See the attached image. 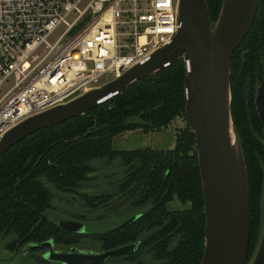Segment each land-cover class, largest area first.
I'll list each match as a JSON object with an SVG mask.
<instances>
[{"label":"trees","instance_id":"obj_1","mask_svg":"<svg viewBox=\"0 0 264 264\" xmlns=\"http://www.w3.org/2000/svg\"><path fill=\"white\" fill-rule=\"evenodd\" d=\"M223 0H207L211 22L215 24ZM247 38L232 59V120L241 142L250 181L253 229L250 258L257 251L264 214V135L263 122L255 106L256 89L264 75V0ZM186 65L184 60L146 76L124 92L80 117L42 129L23 139L0 158V237L15 232L27 242H43L53 237L67 241L68 235L52 222L45 221L35 233L40 213L50 207L52 193L45 178L57 189L72 192L92 178L91 162L100 158L125 165V178L119 192L132 195L134 204L150 208L127 226L95 235L106 249L136 241L146 231L151 235L130 257L134 264H200L206 243V215L203 179L198 161L197 139L186 118ZM178 118L176 142L171 148L120 150L114 137L143 129L151 133L169 128ZM31 174L32 168L36 165ZM29 175V176H28ZM26 178L19 188L17 183ZM117 194V192H115ZM82 193L87 205L99 206L109 197ZM178 200L184 207L170 209ZM17 239V241L19 240ZM16 244L12 246V249ZM149 248L154 262L143 261Z\"/></svg>","mask_w":264,"mask_h":264},{"label":"water","instance_id":"obj_2","mask_svg":"<svg viewBox=\"0 0 264 264\" xmlns=\"http://www.w3.org/2000/svg\"><path fill=\"white\" fill-rule=\"evenodd\" d=\"M259 4L260 0H223L220 15L213 24L207 0H180L181 27L167 46L112 82L13 126L0 138V158L28 136L83 116L146 76L184 60L186 118L197 139L207 222L205 253L200 264H264V214L257 251L250 258L253 229L250 181L245 153L234 131L231 107L232 59L256 21ZM257 92L255 104L264 126V79ZM44 219L42 215L36 227ZM69 224L70 231L77 230L74 224ZM25 240H21L17 252ZM46 244L31 242L22 252L44 251ZM130 252L128 246L103 253L61 252L58 261L71 264L75 257L79 264H106L108 257Z\"/></svg>","mask_w":264,"mask_h":264},{"label":"built area","instance_id":"obj_3","mask_svg":"<svg viewBox=\"0 0 264 264\" xmlns=\"http://www.w3.org/2000/svg\"><path fill=\"white\" fill-rule=\"evenodd\" d=\"M84 1L0 0V138L123 76L181 27L180 0ZM106 74L113 77L103 83Z\"/></svg>","mask_w":264,"mask_h":264},{"label":"rangeland","instance_id":"obj_4","mask_svg":"<svg viewBox=\"0 0 264 264\" xmlns=\"http://www.w3.org/2000/svg\"><path fill=\"white\" fill-rule=\"evenodd\" d=\"M89 0L84 1L81 4L83 8ZM77 17V14L74 13L69 17V21L73 22ZM65 26L61 27L56 34L53 35L52 41L56 40L58 36L65 30ZM113 74H106L102 78V82L106 83L112 80ZM175 124H171L169 128L163 129V131L145 132L143 129H137L133 131H128L127 133H123L121 135L114 137V148L120 150H128V149H143L144 147H152V148H160L166 149L171 148L175 145L176 137L175 133L178 127H185L186 122L182 118H178L174 122ZM119 160V159H116ZM106 160L96 159L91 162L94 167V172L92 173V178L87 180L82 187V191L85 193H93L97 191V193L101 194V192H105L107 189V184L103 177H108L106 181L112 183L113 180L119 179L122 177V173L124 172L123 168L114 169L112 164H108L107 162H102ZM120 161V160H119ZM105 169H107L105 171ZM106 174H103V173ZM103 174V176H101ZM102 180V181H101ZM112 180V182H111ZM101 182V183H100ZM102 186V187H101ZM113 186V185H112ZM87 187V188H86ZM102 190V191H101ZM79 192V191H78ZM56 197H62L66 203H61L58 205L57 213L63 214L65 219L69 221L74 218L80 219L83 221L86 226H88V231L102 233L105 232L110 227L116 226L123 219L130 216L131 211L134 212L133 208L129 207V204L126 202L124 206L123 202L120 201L121 205H118L119 200H107V205L99 208V207H84L79 208L76 207L75 202L78 201V204L82 203L78 200L77 196L71 194L70 192L58 190L55 194ZM124 199V198H123ZM70 201V203H67ZM170 209L173 208H182L184 207L178 200H173V202L169 203L168 206ZM146 207L142 210L145 211ZM118 211V213H116ZM56 213L52 211V217H54ZM80 216V218H79ZM123 216V219L121 217ZM9 236L3 235L0 239V264H52V263H44L43 260L40 259L39 256H36V253H18L17 256H13L14 252H12L9 245ZM26 246V245H25ZM120 258H117L118 261ZM125 264V263H124Z\"/></svg>","mask_w":264,"mask_h":264},{"label":"flooded vegetation","instance_id":"obj_5","mask_svg":"<svg viewBox=\"0 0 264 264\" xmlns=\"http://www.w3.org/2000/svg\"><path fill=\"white\" fill-rule=\"evenodd\" d=\"M263 79H264V77H263ZM260 84L258 86H260ZM256 92H257V89H256ZM256 96H257V94H256ZM255 106H256V104H255ZM263 129H264V126H263ZM263 145H264V142H263ZM101 159L102 160H106V161H102V162H107L108 164H112V167L114 169L123 168L124 172L122 173V177L121 178L115 179V180H113V182L111 180L112 183H109L108 181H106V179L108 177H106V176L103 177L105 179L106 184H107V186H105V187H107V189L105 190V192H101V194L97 193V191H94L93 193H91V195H98V196L102 195L103 196V194H111V193L117 192V194L115 193L114 196L109 197L107 200H109V199L114 200V201L119 200L118 202H116V203H118V205H121V203H119V202L122 200V201H124L122 206H124L126 204V202H127L129 204V207H131V208L134 207L133 208L134 212L131 211L130 216H128L125 219H123V216H122L121 219H123V220L119 224H117L116 226H113V227H110V229H107L105 231V232H107V231H110L112 229H115L116 227L127 226L132 221L140 218L145 213V211H147L150 208L151 203L146 204L144 206H138V205L134 204V201L136 200L134 197H136V196H132V195L127 196V194H123V193L119 192V186L121 184V181L125 178V173H126V169H127L125 167V165L122 164L120 158H115L114 161H112V162L109 161L108 158H101ZM116 159H119L120 161L116 160ZM37 165L38 164H36L32 168V170H31L29 175H31L35 171ZM106 170L107 169H105V171ZM103 174H106V173L104 172ZM103 174L101 176H103ZM25 180H26V178H24V179H22L20 181L22 183ZM43 181L47 185L49 190L51 191L52 196L50 198L51 201H50V207L48 208V210L46 212L42 213V214L40 213L41 220H42V215H45V219L42 222V224H44L45 221L47 220V221L52 222L56 227H60L61 229H63L65 231L64 234L68 235V238H67L68 243L66 241H63V240L59 242V241L55 240L53 237H51V238L45 239V241H43V242H40V243L47 242L48 243V245L46 244L47 249H45L44 251H31V252H28V253H36V256H39L40 259L43 260L44 263L48 262V263H52V264H62L61 261L60 262L58 261V259L61 257V252L66 253V252L74 251V252H77L78 254H80L79 252H85V253L100 252V253H103V251H110V250H113V249H117V247H120V246H128V251L129 252L131 251L130 254H127L125 256L108 257L106 259V264H124V263L125 264H134V263H131L130 257H132V255L134 253L138 252L139 249L143 245L146 244V241L149 239L148 237H150V235L152 234L151 230L150 231H146L145 233H143L139 237L138 240L132 241L129 244H123V245L117 246L116 248H113V249H106L105 246H104V242L96 240L94 238L96 234H100V233H97V232H92L91 233L90 231H88V226H86V224L83 221H81L80 219L74 218L73 220L69 221L68 219H65V216L63 214L57 213L58 205L61 204V203H66V201H64L61 196L60 197H56L55 194L60 189H57L54 184L48 182L45 178H43L42 182ZM20 186H19V188H20ZM16 193H17V195L19 194V189H18V192H17V189H16ZM70 193L76 195L78 200L82 202V203H80V205L78 204V201L75 202L76 207L83 208V209H84V207H86V208L87 207H92L90 205H87L85 203V201L81 198V194L85 193L84 191H82V187L78 188L77 190L72 191ZM106 201L103 204H101V205H99L97 207L102 208V207L106 206L107 205ZM67 203H70V201H67ZM144 207H146L145 211L142 210ZM52 211L54 213H56L54 215V217H52V215H51ZM118 211L119 210H117L116 213H118ZM79 218H80V216H79ZM131 219H133V220H131ZM69 223L74 224V226L76 227L77 230L76 231L75 230L74 231H70L72 229V227L70 226ZM42 224L40 226H42ZM40 226L35 227L36 228L35 231ZM35 231L33 233H35ZM3 235L9 236V238H11L8 241L9 242L8 246L11 248L12 252H14V255H13L14 257L17 256L18 253H24V252H22V249L25 247V245L31 243V242H27V239H26L21 244L20 251L18 250V252H17V247L19 246V244L21 243V240L23 238L19 239V235L17 233H15V232H12V231L4 232L1 235L0 239L2 238ZM17 239H19V240L17 241ZM33 243H38V242H33ZM15 244H16V247L14 249H12V246L15 245ZM49 245H52V248ZM143 253L144 254L141 257L143 261L145 260V261H148V262H151V263L154 262L153 253L149 251V248H146V250ZM120 257L122 259H119L118 261H116L117 258H120ZM70 262H71V264H79V259L74 257Z\"/></svg>","mask_w":264,"mask_h":264}]
</instances>
